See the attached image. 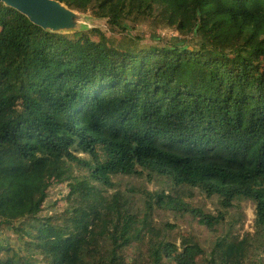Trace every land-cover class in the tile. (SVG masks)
Segmentation results:
<instances>
[{
    "label": "trees",
    "instance_id": "trees-1",
    "mask_svg": "<svg viewBox=\"0 0 264 264\" xmlns=\"http://www.w3.org/2000/svg\"><path fill=\"white\" fill-rule=\"evenodd\" d=\"M54 1L107 32L0 2V264H264V0Z\"/></svg>",
    "mask_w": 264,
    "mask_h": 264
},
{
    "label": "rangeland",
    "instance_id": "rangeland-1",
    "mask_svg": "<svg viewBox=\"0 0 264 264\" xmlns=\"http://www.w3.org/2000/svg\"><path fill=\"white\" fill-rule=\"evenodd\" d=\"M59 8L60 10L59 9L57 10V15L54 18V21L59 22V25L57 26L53 22L51 24L48 23L45 25V27L48 30L62 34H70L79 30L98 28L107 32V25L104 20L94 19L88 15L76 13V12L72 13L73 17H71L68 16V14L70 13L69 10H67L64 6L62 7L59 6ZM116 38L120 41L122 40V36H117ZM148 40L145 41V44L148 43ZM64 193L65 191L61 187L53 188L52 190L53 199H49L45 206L47 207V205L51 201L59 200L64 195ZM244 210L246 213L244 230L245 232L248 231L251 232L253 226V219H254V207L252 204L249 203L245 205Z\"/></svg>",
    "mask_w": 264,
    "mask_h": 264
},
{
    "label": "water",
    "instance_id": "water-1",
    "mask_svg": "<svg viewBox=\"0 0 264 264\" xmlns=\"http://www.w3.org/2000/svg\"><path fill=\"white\" fill-rule=\"evenodd\" d=\"M0 2L16 8L18 11L28 16L36 25L46 30L48 29L45 25L48 23L51 24L53 22L57 26L59 25V22L54 21V18L57 15V10H60L59 6H64L69 10L64 4L54 0H0ZM69 12L68 16L73 17L72 13H75V11L69 10Z\"/></svg>",
    "mask_w": 264,
    "mask_h": 264
}]
</instances>
